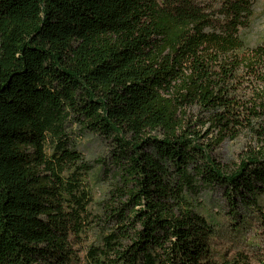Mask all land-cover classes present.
<instances>
[{
    "label": "trees",
    "instance_id": "16d2710c",
    "mask_svg": "<svg viewBox=\"0 0 264 264\" xmlns=\"http://www.w3.org/2000/svg\"><path fill=\"white\" fill-rule=\"evenodd\" d=\"M255 1L0 0V264H78L91 227L84 264H214L196 207L212 191L264 233V49L241 37ZM72 125L108 150L101 218ZM236 129L256 146L228 168L212 148Z\"/></svg>",
    "mask_w": 264,
    "mask_h": 264
},
{
    "label": "rangeland",
    "instance_id": "374dc122",
    "mask_svg": "<svg viewBox=\"0 0 264 264\" xmlns=\"http://www.w3.org/2000/svg\"><path fill=\"white\" fill-rule=\"evenodd\" d=\"M219 1L202 0V6L215 8ZM252 10L249 26L241 31V37L246 47L261 45L264 49V0H256ZM173 34V31H168L170 37ZM239 81L243 85L230 92L231 96L240 98L248 96L249 93L245 91L248 88L247 80L240 79ZM187 119L191 120V130L200 131L202 136L208 134L211 129L204 143L213 144L214 140L218 139V128L209 124L210 113L194 107L187 110ZM236 130L228 133L218 146L213 145L212 148L211 155L217 162L228 168L237 165L249 150L256 146L247 130ZM69 131L73 144L92 167V171L84 179V189L91 198L88 213L92 218H101L102 202L108 194L110 184L109 180L103 176L101 165L97 164V160L107 158V147L97 137L85 133L80 135L81 131L76 125L70 126ZM233 134L235 136H232ZM196 207L215 229L210 246L214 264L234 262L236 264H264V233L260 230L253 212L239 210L234 219L229 214V209L219 191L207 192L199 196L196 200ZM91 228L83 234L79 243H74V250L79 259L78 264H84L86 249L96 242L95 231Z\"/></svg>",
    "mask_w": 264,
    "mask_h": 264
}]
</instances>
